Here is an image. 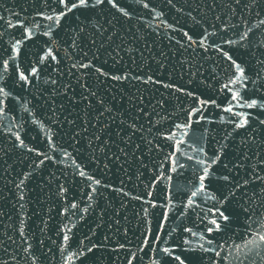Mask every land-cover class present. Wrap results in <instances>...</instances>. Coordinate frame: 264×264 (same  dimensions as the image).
<instances>
[{"label": "water", "instance_id": "95a60500", "mask_svg": "<svg viewBox=\"0 0 264 264\" xmlns=\"http://www.w3.org/2000/svg\"><path fill=\"white\" fill-rule=\"evenodd\" d=\"M121 2L131 19H113L106 9L87 13L91 22L77 13L79 20L69 14L55 26L44 19L60 10L55 0H0V85L11 92L0 115V264H128L133 255V264H179L164 248L186 264H264L257 236L264 235V180L255 179L264 177V125L250 118V128L233 130L228 121L239 118L222 108L231 98L223 85L235 70L209 47L221 46L256 80L247 91L240 84L233 90L264 103V0H146L148 9ZM49 27L51 36L43 35ZM229 39L238 43H224ZM48 48L57 61L35 65ZM17 65L25 74L39 67V78L18 81ZM96 68L128 78L116 81ZM200 100L215 104L202 108ZM234 111L264 119L259 108ZM201 115L206 119L195 123ZM185 123L191 128L175 127ZM178 139L185 143L176 151ZM224 145L228 167L212 165L205 191L191 197L202 174L197 160L210 163ZM200 147L203 153L194 151ZM230 192L224 208L232 219L225 222L214 212Z\"/></svg>", "mask_w": 264, "mask_h": 264}, {"label": "snow or ice", "instance_id": "6c2138e0", "mask_svg": "<svg viewBox=\"0 0 264 264\" xmlns=\"http://www.w3.org/2000/svg\"><path fill=\"white\" fill-rule=\"evenodd\" d=\"M56 4L58 6H60V10L58 12H56L55 15H48L45 16L44 19L48 20V21H52L53 24L55 26H60L61 25V21L63 19H65L66 17H68L69 14H72L73 16H76L77 20H79V16L77 15V13H79L80 15H84L85 16V20H88L89 22H91L90 18L86 15L89 12L95 13L97 10H99L101 13H103L106 9L109 11L110 14L113 15V19L116 18L115 14H119L120 16L124 17V18H128L131 19L132 18V14L129 12L128 10V5L123 4L121 2V0H55ZM135 3L137 4H142V7L145 9L149 8V3L146 2V0H134ZM240 0H237V3H239ZM168 3L171 4L172 0H168ZM112 10H114V13L112 12ZM55 11V10H54ZM152 11H154V9H152ZM157 15H161L160 13H157ZM0 19H2V17H0ZM111 21H109L110 23ZM83 23V22H81ZM261 23H264V20L261 21ZM11 26V25H10ZM23 26V25H21ZM169 27H171L169 25ZM80 31H83V28H80ZM251 31V29H249V32ZM25 33H26V38L31 39L32 38V32L31 29L29 28H25ZM52 33V27H49V30L44 32L43 35L45 36H51ZM185 36H188V33L185 32L184 33ZM188 39L191 41L193 38L191 36H188ZM207 39V36H205L203 39H201L199 41V44L201 46L204 45L205 40ZM248 39V32H245L243 34L240 35L239 40L243 41ZM73 46H76V41L73 40ZM224 43L228 44V45H234L236 43H238V41L235 40H226L224 41ZM21 44V41H16V44H14L12 46L13 51H18L17 46ZM209 47H215L217 51L221 52L223 57L227 59V61L230 62V66L232 68H234V74H233V78H231L229 80L228 83H225L223 85V89L227 90L228 92L231 93V98L230 101L228 103V106L223 107L222 111L229 113L230 116H234V117H238L239 119L237 120H229V123L233 124V130H237V129H246V128H250V118L255 119L259 125H264V119L259 118V116H253L252 113H248V112H238V111H234V107H239V108H247V109H256L259 108L261 110H264V103H260L258 101V99L256 98H251L248 97L246 98L245 95H242L241 90L235 89L233 90V88L231 87V85H235V84H240L241 88L244 90H248V84L251 83L253 85L256 84V80L251 79L247 74H246V70L244 67H242L241 63H238L236 59L233 58V56L228 52L225 51L221 46L219 45H209ZM207 50V49H205ZM12 59H15V57H13ZM46 61H57V56L53 54V51L51 48H48L47 51L38 57L37 61H35V65H43L45 64ZM261 64H264V61H258ZM31 66L30 69L27 70V74H25V71H21L19 70V65L16 66V71H17V78L18 81L23 82L25 85H31L32 84V78H39L38 74L40 72V68L37 66ZM2 67H3V71L7 72L8 68H9V61L8 60H3L2 61ZM73 67H76V65L74 64ZM79 67L81 68H91L92 65L90 63H81L79 65ZM95 71L97 73H99L101 76H106L110 79L116 80V81H121V80H126L128 77L126 75H111L109 76L108 73L102 71L101 68H96ZM256 77L259 78V73H256ZM137 79H140V77H137ZM152 78L149 77V80H151ZM0 80H3V76L0 75ZM47 82V81H46ZM51 84L55 85L57 83V81L55 79H52L50 81ZM165 87H172V85H164ZM179 90V89H178ZM257 91H259V89L257 88ZM92 96H95V92L91 93ZM188 95H193L192 93H188ZM11 96V92L6 90V85H0V115L5 114V100ZM15 98V97H14ZM86 99V98H85ZM235 102V104H233L232 102ZM101 103H103V101H101ZM200 105L202 106V108L206 105L209 104H215V101H209V100H200L199 101ZM217 107H220L219 105H217ZM107 112H110L111 109L105 107L104 109ZM200 109H193L192 111V115H194L196 112H199ZM206 119L204 116H200V118L198 120L195 121V123H200L201 120ZM223 119V117L221 118ZM176 128L178 129H189L191 128V123H185L183 125L177 124L175 125ZM175 133H172L171 135L167 136L166 138L169 140H172L175 137ZM189 135V133L187 131L182 132V136H187ZM231 135V134H229ZM16 140L19 141V147H24V142L21 139V137L17 134L16 135ZM185 143V141L183 139H178L176 140V151H179L180 148L179 146L181 144ZM191 146V145H190ZM227 147V145L222 146L214 155L213 157L210 158V163L207 160L204 159H199L197 160V163L199 165L202 166V174L198 176V181H199V187L197 188L196 191H193L191 193V197H196L198 193H202L205 191L206 189V185H205V180L207 178H209L211 175H214V173H210V168L212 165H215L217 163H221L223 164V160L222 157H224L225 155V148ZM29 151H36L34 149H29ZM194 151H198L203 153L204 149L202 147L200 148H194ZM36 154L38 156L40 155H44L41 152H36ZM65 155H67V153H65ZM175 153L170 154L171 157H174ZM206 155V153H205ZM44 159H51V157H48L47 155H44ZM187 159L192 160L193 157L192 156H188ZM44 160L40 161V164H43ZM173 164H175V160L173 159ZM224 168H227L228 165L227 164H223ZM173 171H176L175 167H173L172 169ZM81 176H85L86 174L81 171L79 173ZM87 179L92 180L94 179L91 176H87ZM218 179H221L223 181H225L228 184H231V178L229 175H222L220 177H218ZM255 179L257 180H264V177H260L258 174L256 175ZM21 183H23V181H21ZM95 183L97 185L100 184L99 180H95ZM249 183L248 180H244L243 181V185L247 186ZM241 185L237 184L236 187H240ZM19 187V185H18ZM94 190V189H93ZM235 196L234 192H230L227 193L225 195H223V197L218 200V204L220 205V207L215 208V212L214 214H218L219 219L225 221V222H230L232 217L230 215L226 214L227 209L224 208V206L229 203L230 199L232 197ZM189 197L188 199V205L191 206L194 201L192 200V198ZM91 199V197H89ZM212 199H216L214 196L211 197ZM137 199H140L139 197H137ZM71 207L73 209H75L77 207V205L75 203H73L71 205ZM222 208H224V210H221ZM85 211H87V209H85ZM245 212H247V209H244ZM210 224L215 226V231H222L221 228V224L218 222L217 219H212L211 221H209ZM185 231H191V229H185ZM207 231L209 233H212L214 231L213 228H208ZM193 235H195V233H193ZM258 239L260 242L264 243V235H260L259 233H257ZM203 238V237H202ZM65 240H68L69 237L67 235L64 236ZM187 243V241H185ZM208 243L211 244L213 243L212 240H208ZM249 243H253V241H250ZM120 247L122 248L123 245H120ZM201 248H203V245L200 246ZM89 251H91V249H89ZM164 253L168 254L169 256L172 257L173 260L178 261L179 264H186V257H181L180 255H172V252L168 249V248H164L162 250ZM205 251H207V249H205ZM216 255L219 256L220 253L216 252ZM133 259H135V256L133 255ZM133 259H129L128 260V264H133Z\"/></svg>", "mask_w": 264, "mask_h": 264}]
</instances>
